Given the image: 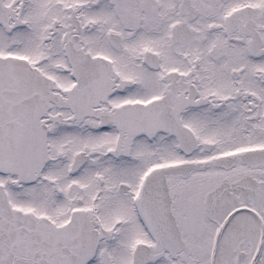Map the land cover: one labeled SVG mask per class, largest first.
Listing matches in <instances>:
<instances>
[{"label": "snow or ice", "instance_id": "snow-or-ice-1", "mask_svg": "<svg viewBox=\"0 0 264 264\" xmlns=\"http://www.w3.org/2000/svg\"><path fill=\"white\" fill-rule=\"evenodd\" d=\"M0 264H264V0H0Z\"/></svg>", "mask_w": 264, "mask_h": 264}]
</instances>
